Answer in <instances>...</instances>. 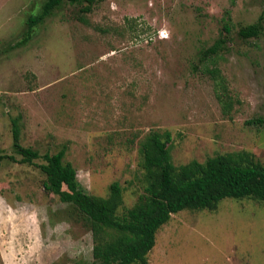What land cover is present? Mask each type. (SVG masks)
<instances>
[{
  "label": "rangeland",
  "instance_id": "1",
  "mask_svg": "<svg viewBox=\"0 0 264 264\" xmlns=\"http://www.w3.org/2000/svg\"><path fill=\"white\" fill-rule=\"evenodd\" d=\"M45 1L0 0V153L20 158L16 121L23 145L66 146L87 193L106 196L118 181L122 210L143 193L138 146L150 130L170 131L175 165L236 151L264 165V121L249 122L264 120V19L258 36L238 35L264 17V0H95L90 11L64 1L20 43ZM45 178L0 161V264H99L86 222ZM147 259L264 264V203L172 214Z\"/></svg>",
  "mask_w": 264,
  "mask_h": 264
},
{
  "label": "trees",
  "instance_id": "2",
  "mask_svg": "<svg viewBox=\"0 0 264 264\" xmlns=\"http://www.w3.org/2000/svg\"><path fill=\"white\" fill-rule=\"evenodd\" d=\"M64 1L83 0H46L41 11L28 18V29L20 43H25L32 28ZM85 1L88 4L83 10L90 11L95 0ZM263 19L260 16L256 22L242 26L238 35L244 39L258 36ZM225 43L222 38L203 54H216ZM262 121L258 118L249 122ZM11 124L12 148L20 158L0 153V161L10 159L40 168L46 176L44 188L62 203L71 205L86 222L93 239V258L99 264H147L156 232L179 211L211 210L225 198H248L264 203V165L255 161L249 152L215 154L203 162L192 159L175 165L170 131L150 130L138 146L145 182L143 193L131 207L122 210L123 188L118 181L110 184L106 196L87 193L73 165L64 159L66 146L41 154L23 145L19 124L16 121ZM37 159L42 161L38 163Z\"/></svg>",
  "mask_w": 264,
  "mask_h": 264
},
{
  "label": "built area",
  "instance_id": "3",
  "mask_svg": "<svg viewBox=\"0 0 264 264\" xmlns=\"http://www.w3.org/2000/svg\"><path fill=\"white\" fill-rule=\"evenodd\" d=\"M161 33H163V32H161ZM162 35V34H161Z\"/></svg>",
  "mask_w": 264,
  "mask_h": 264
}]
</instances>
